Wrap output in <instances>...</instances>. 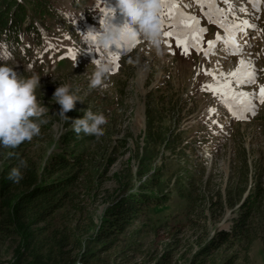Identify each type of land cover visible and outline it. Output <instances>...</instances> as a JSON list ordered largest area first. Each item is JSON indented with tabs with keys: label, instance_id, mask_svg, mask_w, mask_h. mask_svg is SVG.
<instances>
[{
	"label": "rangeland",
	"instance_id": "rangeland-1",
	"mask_svg": "<svg viewBox=\"0 0 264 264\" xmlns=\"http://www.w3.org/2000/svg\"><path fill=\"white\" fill-rule=\"evenodd\" d=\"M43 1L48 6L37 22L46 26L60 61L45 68L46 58L26 53V60L21 51L13 49L8 51L13 57L6 63L18 77H41L36 96L48 109L40 135L21 143L20 150L35 155L41 164L66 152L69 159L84 152L73 206L59 213L64 220H59V215L55 218L58 226L70 225L72 230L62 258L79 264L81 249H73L79 243L92 251L90 264H156L167 254L170 264H190L192 255L205 242L219 231L240 225V217L264 196V103H260L264 42L252 55L259 58L254 82L237 83L225 70L227 65L215 69L202 66L200 54L178 50L176 43L172 54L163 50L166 53L158 57L139 37L131 51L110 46L107 55H112L115 63L103 82L106 87L93 88L94 61L103 53L90 38L113 18L107 17L112 13L106 0ZM118 22L113 21V25ZM262 28L264 31V23ZM17 40V36L9 39L14 45ZM36 42L40 40H29V46ZM245 63L250 71L252 65ZM224 83H229L237 96L249 94L256 114L246 111V105L231 95L213 94L203 87ZM59 84L69 85L82 101L65 114L69 121L57 115L60 106L52 100ZM87 108L104 114L108 121L99 140L85 135L80 140L70 125L73 119L82 118ZM234 111L243 118L237 119ZM151 135L155 136L153 141L148 138ZM11 150L0 147V173ZM154 179L160 183L158 188L146 189ZM187 181H192L195 195L201 192L189 216L190 206L179 197L181 183H190ZM149 191L167 195L168 201L162 208L144 210L127 219L118 229H106L109 238L96 240L98 233L113 223L116 207L139 192ZM228 193L231 200H241L228 207ZM257 222L253 221L254 234L248 245L242 242L223 247L213 256V264H264V229L257 227ZM18 245L19 237H0V264L14 261Z\"/></svg>",
	"mask_w": 264,
	"mask_h": 264
},
{
	"label": "trees",
	"instance_id": "trees-1",
	"mask_svg": "<svg viewBox=\"0 0 264 264\" xmlns=\"http://www.w3.org/2000/svg\"><path fill=\"white\" fill-rule=\"evenodd\" d=\"M39 2L42 0H0V30L9 27L8 20L13 22L11 25L15 29H19L20 23L24 21L26 15V5L31 4L37 14H41L44 4H39ZM79 136L81 140L84 134L80 133ZM154 137L151 135L148 138L153 141ZM20 148L18 146L11 150L7 159L8 164L3 167L0 173V237H19L17 255L10 264H24L25 257L27 258L25 264H77L75 261H67L62 258L61 252L69 246L72 230L70 225L58 226L60 223L55 222V218L69 205L73 206V190L77 185L79 174L82 172L84 152H80L75 159H69L67 152H63L64 154L52 157L50 161L47 160L41 164L35 155L21 151ZM21 160L25 162V166L20 168L22 179L18 183H14L7 177L11 168L18 167ZM73 171L76 172L70 174ZM187 182L190 183H181L179 197L182 196L190 206L187 211L189 216L196 202L200 200L201 192L199 190L195 195L192 181ZM159 184V181L154 179L152 186L145 188L157 189ZM183 187L187 191H184ZM141 191L144 190L141 188ZM231 196V193L226 194L228 207L241 200V197H238L236 201L235 199L231 200ZM252 198L253 196L250 194L249 200ZM262 199L264 200V196L259 197L251 205L250 210L240 217V222H242L240 225L237 224L230 231H219L205 242L192 255L190 264H213V256L223 247L242 242H247L248 245L251 235L254 234L251 232L254 231L253 221H259L257 227L264 229ZM167 201V195H153L152 191L133 195L125 205L114 209L113 223L103 229L104 232L98 233L96 240L109 238L106 229H118L127 219L139 216L144 210L162 208ZM217 201L221 204L220 196ZM64 217V215H59V220H64ZM75 242L77 243V241ZM20 249L23 251L22 253H19ZM73 249H81L82 261L79 264L92 262L91 250L81 247L79 243ZM166 256L157 260L156 264H170L169 255ZM55 258L59 259L55 260Z\"/></svg>",
	"mask_w": 264,
	"mask_h": 264
},
{
	"label": "clouds",
	"instance_id": "clouds-1",
	"mask_svg": "<svg viewBox=\"0 0 264 264\" xmlns=\"http://www.w3.org/2000/svg\"><path fill=\"white\" fill-rule=\"evenodd\" d=\"M115 9L124 17L126 23L121 26H100L93 33L94 46L101 50L103 55L94 61V71L90 86L95 88L106 87L105 78L112 72V60L107 55L110 46L119 47L124 42L143 38L147 46L158 57H163V31L161 26L160 0H115ZM0 147L15 149L25 141L38 137L41 125L47 121L43 115L47 107L38 102L36 89L40 88V78L33 74L25 78L19 76L13 67L6 61L12 59L6 45L0 42ZM52 100L59 105V115L69 121L65 114L74 109L80 98L72 92L69 85L59 84L52 95ZM108 121L104 114L94 113L90 108L83 112L82 118L71 121L72 130L92 136L99 140L104 136V126ZM25 166L23 160L18 167L11 168L8 179L18 183L22 179L21 167Z\"/></svg>",
	"mask_w": 264,
	"mask_h": 264
},
{
	"label": "snow or ice",
	"instance_id": "snow-or-ice-1",
	"mask_svg": "<svg viewBox=\"0 0 264 264\" xmlns=\"http://www.w3.org/2000/svg\"><path fill=\"white\" fill-rule=\"evenodd\" d=\"M199 3L203 4L205 2H211V0H198ZM227 2V0H226ZM250 2L256 3L258 0H250ZM160 4L162 7L168 9L170 7H174L173 5H170L169 0H160ZM217 12H220L219 9L216 10ZM168 15L170 18L173 19V23L168 25L169 28H171V31L164 32L165 37H172L176 41V46L182 47L185 50V53L187 52V49L192 46L193 42L198 43L201 39V36L203 32H205V29L199 28L198 24L199 21L195 20L194 17H184L183 14H180V19L177 20L173 14L172 11L168 12ZM218 24L219 27L223 28L225 33H227V40L229 43V47L231 49L230 54L236 55L240 53L239 45H238V37L236 35L237 30L239 29V25L232 24L229 25L225 19L214 21ZM183 25V28L181 27ZM254 27V26H253ZM94 39V38H90ZM217 41H219L221 38L219 35H217ZM209 48H213L214 45L212 41L208 42ZM205 55H209L208 52L205 53ZM224 74L221 73V76ZM230 75L236 79L237 83H251L254 82L255 76L253 71H249V65L246 64L244 61H240V66L237 67L235 71L230 73ZM215 79V76L213 77ZM207 87L208 90L212 91L213 94H221L224 96L231 95L232 99L241 103L242 105H246L245 110L251 111L252 115L256 114V109L254 104L252 103L251 97L249 94L240 93L238 96L235 93L231 92V86L229 83H224L219 86H212L207 85L203 86ZM227 90V91H225ZM254 95V94H253ZM260 103H264V87L260 89ZM212 111L211 109L209 110ZM234 115L237 119L243 118L241 115L236 114L234 111Z\"/></svg>",
	"mask_w": 264,
	"mask_h": 264
},
{
	"label": "bare ground",
	"instance_id": "bare-ground-1",
	"mask_svg": "<svg viewBox=\"0 0 264 264\" xmlns=\"http://www.w3.org/2000/svg\"><path fill=\"white\" fill-rule=\"evenodd\" d=\"M106 2V5H107V8L108 9H110V13H112L113 14V18H111V20H110V22L107 24V25H109V24H114L113 23V21H118V17H119V15H121L120 13H119V11L117 10V9H115V2L113 1V2H111L110 0H106L105 1ZM106 8V9H107ZM109 15L107 14V17H108ZM115 17H117V18H115ZM115 18V19H114ZM112 19H114V20H112ZM244 21H240V22H238V23H236V25H239V27H241V26H243L244 25ZM116 24V23H115ZM123 24H125V23H123V22H118L117 23V26H121V25H123ZM225 36H227V35H225ZM126 43V44H125ZM126 46H128V42H124V43H122L118 48L120 49V50H126L128 47H126ZM126 47V48H125ZM125 48V49H124ZM118 49V50H119Z\"/></svg>",
	"mask_w": 264,
	"mask_h": 264
},
{
	"label": "water",
	"instance_id": "water-1",
	"mask_svg": "<svg viewBox=\"0 0 264 264\" xmlns=\"http://www.w3.org/2000/svg\"><path fill=\"white\" fill-rule=\"evenodd\" d=\"M244 197H245V196H244ZM244 197H243V198H244Z\"/></svg>",
	"mask_w": 264,
	"mask_h": 264
}]
</instances>
